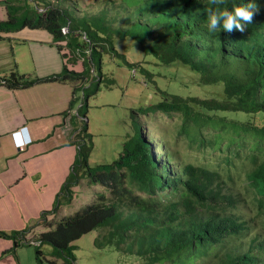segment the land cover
<instances>
[{"label":"trees","instance_id":"trees-1","mask_svg":"<svg viewBox=\"0 0 264 264\" xmlns=\"http://www.w3.org/2000/svg\"><path fill=\"white\" fill-rule=\"evenodd\" d=\"M120 1L127 12L125 28L121 29H111L105 24L104 17L92 18L91 22L85 18L76 20L71 10L60 5H46L45 10L34 11V18H24L19 26L48 31L59 44L58 48L62 50V43H65L64 47L71 52L70 58H74L73 54L77 58L80 56L86 69L81 74L66 72L30 81L21 75L13 76L5 80L6 86L27 88L63 78L83 81V75L89 69L86 61L93 65V72L95 65L98 70V85L95 84L94 91L83 93L78 108L84 123L73 131L72 143L77 153L71 171L56 195L53 212L60 202L70 203L72 188L83 179L88 186H100L110 194V198L98 194L96 202L84 206L73 216L56 221L54 229L39 235V245H49L68 261H74L72 243L98 230L101 235L93 242L97 248L108 246L121 254H133L147 264H195L216 251L223 253L219 264H264L262 235L254 236L244 246L237 244L250 228L232 212L241 198L235 199L232 194L224 193L220 172L193 164L180 167L171 164L172 157L165 153L161 158L142 127L124 144L116 161L90 167L93 136L88 133L86 120L88 97L96 93L105 76L103 55L121 59L129 71L141 72L144 81L154 85V95L160 96L157 102L132 110L133 118L155 113L169 118L175 115L179 122L175 131L179 137L191 146L209 147L225 153L223 160L235 169L237 166L230 156H239V151H243V160L250 163L252 169H246L241 189L250 195L252 205L264 216V0H255L259 12L243 33H228L223 29L209 33L205 10L210 7L231 9L234 4L247 0H226L222 5H211L208 0ZM11 16L8 12V22L12 21ZM8 22H0V32L10 31ZM65 28L67 32L63 34ZM111 34L120 40L126 36L135 37L146 64L154 69L127 62L125 55L114 48ZM68 51L64 58L70 55ZM77 58H74L75 62ZM174 65H181V69L195 75L199 82L197 86L201 88L222 85L221 94L206 98L187 97L163 90L153 78L155 75L161 77L159 67ZM162 77L165 83L187 86L182 85L180 71L167 80ZM239 112L250 118L258 116L260 124L249 117L240 121L228 120L225 116ZM42 218L47 225L45 213ZM262 228L264 232V223ZM24 234L0 232V238L17 242L16 239ZM40 246L35 251L39 261Z\"/></svg>","mask_w":264,"mask_h":264},{"label":"crops","instance_id":"crops-1","mask_svg":"<svg viewBox=\"0 0 264 264\" xmlns=\"http://www.w3.org/2000/svg\"><path fill=\"white\" fill-rule=\"evenodd\" d=\"M8 1L0 0V22H8ZM9 19L14 23L15 13ZM9 22L10 31L0 32L1 82L13 76L21 75L30 81L71 71L81 73L86 69L80 56L77 58L73 53L77 59L74 65L70 63L74 60L70 58L71 52L64 43L62 46L66 49H59L48 31L9 26ZM67 51L70 55L64 58ZM85 81L89 80L63 78L27 88L0 85V232L26 233L17 242L0 238V264H67L49 245L41 249L46 245L40 246L38 237L54 229V223L66 216L63 210L68 205H60L55 212L53 206L75 161L77 148L72 143L73 131L81 125L77 113L84 92L79 94V88ZM21 128H26L31 142L19 150L13 144L11 133ZM42 213L46 214L47 225L34 223ZM38 246L40 261L35 253Z\"/></svg>","mask_w":264,"mask_h":264},{"label":"rangeland","instance_id":"rangeland-1","mask_svg":"<svg viewBox=\"0 0 264 264\" xmlns=\"http://www.w3.org/2000/svg\"><path fill=\"white\" fill-rule=\"evenodd\" d=\"M33 1L35 2L29 0L8 1V5H10L8 12L9 14L15 13L16 17V21L10 23L9 26L21 25L23 19L27 17L33 16L34 18V11L38 13L45 10L46 5L52 7L60 5V7L67 11L71 10L76 20L85 18L91 22L92 18L104 17L105 24L111 29L125 28L127 12L123 9L125 6L123 5L122 7L120 0ZM17 3H21V5ZM18 8H20L19 11H17ZM110 36L113 39L114 48L119 53L125 55L127 62L138 64L139 66L141 64L144 69H154L153 66L146 64L143 52L139 49L140 46L136 42L135 37L126 36L123 40H120L116 35L111 34ZM71 62L74 65L75 61L73 60ZM149 62L152 63L151 60ZM86 65L89 69L83 76L89 81H85L81 85L79 94H82V92L88 94L92 90L94 91L95 86L98 85L96 83V75L98 76L96 65L94 66L95 72H93V69L91 70L93 65L90 62L86 61ZM159 68L161 69L160 72L162 75H159L161 77L155 75L156 77L154 76L153 80L157 81L159 85L161 84L163 86L162 89L168 90L170 94H174L173 92H175V94L180 93L187 97L196 95L198 97L202 96L203 98L204 96L205 98L211 96L216 97L221 94L222 85H209L201 88L197 86L199 85L198 78L189 73L187 69H181V65ZM178 71L182 72V85L186 84L187 86L177 87L173 82L165 83L166 81L162 76H165L164 78L167 80L172 75H176ZM102 72L105 75L102 83L99 84L96 93L88 97L89 109L86 118H88L87 125L90 126L94 146V152L89 159L90 166L95 167L97 165L111 164L116 161L123 150L124 144L133 138L137 132H140V127H142L145 134H147V139H151L155 150L160 154L159 156L164 158L165 153H168L172 157L171 164L179 167L185 164H193L207 167L221 173L224 193L232 194L235 199L241 198L237 209L232 212L247 222L250 228L244 237L239 238L237 244L244 246L256 235H262L264 237L262 228L264 216L259 213L256 206L252 205L250 195L241 189L243 186V175L247 172L246 169H252L251 164L243 160V151H239V156H230L232 163L237 166V169H235L223 160L225 153L212 150L209 147L198 148L191 146L186 139L179 137L175 131L179 125L175 115L173 116L174 118H169L162 113H155L147 116L138 115V118H133L132 110L145 108L159 100L160 96L154 95V85L147 84L141 72L138 73L134 69L129 71L123 66L121 59L110 57L108 54L103 55ZM3 84L5 82L0 81V85ZM225 116L228 117V120L237 119L240 121H245L249 117V119H253L258 125L260 124V118L258 116L250 118L251 116L240 112L227 113ZM83 123L84 121L80 120V124ZM205 134H208L207 130H205ZM72 193L70 203L63 210L66 215L64 217L73 216L84 206L96 202L98 200V194H104L106 198H110V194L105 188L88 186L85 179L78 183ZM60 205H64L63 202ZM44 219L40 215V219L34 223L37 222L46 225L43 222ZM25 235L26 233L23 236ZM99 235H101L100 231L95 230L83 235L79 240L72 243L73 249L71 250V254L76 264H147L144 259L136 257L133 254H121L108 246L97 248L93 242ZM45 247L47 245L41 249ZM30 249L35 250L32 247ZM216 252L208 257L197 260L195 264H219V258L223 253L220 251ZM68 254L71 255L70 252ZM62 258L67 264H73V261H68L63 256ZM165 264L173 263L167 262Z\"/></svg>","mask_w":264,"mask_h":264},{"label":"clouds","instance_id":"clouds-1","mask_svg":"<svg viewBox=\"0 0 264 264\" xmlns=\"http://www.w3.org/2000/svg\"><path fill=\"white\" fill-rule=\"evenodd\" d=\"M208 2L211 5H222L226 0H208ZM205 11L207 12V29L209 33H215L218 29H223L228 33L233 31L243 33L246 26L253 22L254 15L259 12V6L255 3V0H247V2L239 5L234 4L231 9L217 8L214 10L210 7ZM79 59L83 62L81 57ZM81 120L83 119L81 118Z\"/></svg>","mask_w":264,"mask_h":264},{"label":"built area","instance_id":"built-area-1","mask_svg":"<svg viewBox=\"0 0 264 264\" xmlns=\"http://www.w3.org/2000/svg\"><path fill=\"white\" fill-rule=\"evenodd\" d=\"M65 31L67 32L66 29H62L63 34L66 33ZM63 50H65V48H63ZM132 72L134 73V71ZM11 138L15 148L19 150L23 149L31 142V140L27 136L26 128H21L20 130L11 133Z\"/></svg>","mask_w":264,"mask_h":264}]
</instances>
